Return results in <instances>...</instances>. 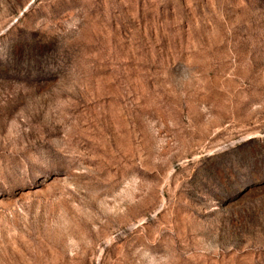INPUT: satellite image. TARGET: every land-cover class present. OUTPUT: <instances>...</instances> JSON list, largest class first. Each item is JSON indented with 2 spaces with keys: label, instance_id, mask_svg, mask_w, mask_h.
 <instances>
[{
  "label": "rangeland",
  "instance_id": "1",
  "mask_svg": "<svg viewBox=\"0 0 264 264\" xmlns=\"http://www.w3.org/2000/svg\"><path fill=\"white\" fill-rule=\"evenodd\" d=\"M0 264H264V0H0Z\"/></svg>",
  "mask_w": 264,
  "mask_h": 264
}]
</instances>
